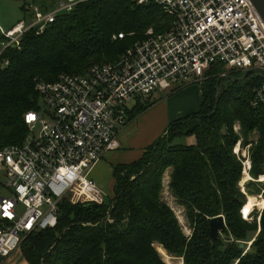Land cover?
Returning a JSON list of instances; mask_svg holds the SVG:
<instances>
[{
    "label": "trees",
    "instance_id": "1",
    "mask_svg": "<svg viewBox=\"0 0 264 264\" xmlns=\"http://www.w3.org/2000/svg\"><path fill=\"white\" fill-rule=\"evenodd\" d=\"M169 26L170 19L155 6L88 0L58 15L41 33L37 27L26 31L19 49L2 50L7 39L0 31V149L22 144L27 136L24 116L40 108L34 79L53 82L63 73L81 75L95 64L117 60L148 28L161 32ZM119 34L124 38L114 39ZM221 71L211 69V77L200 85L196 114L171 122L137 161L113 167V200L105 198L99 206L62 202L54 229L29 234L22 241L23 259L28 264H166L156 249L161 246L183 264H264V209L259 226L242 219V165L233 154L239 140L233 125L238 123L242 144H251V177L264 174V104L251 105L260 79H229L216 100L220 83L212 75ZM153 104L136 105L130 117ZM183 137H194L195 144H174ZM167 169L170 192L193 227L190 239L161 199ZM218 216L224 217V238L218 235L211 243L209 221ZM249 233L256 236L249 238ZM247 242L251 252L245 251Z\"/></svg>",
    "mask_w": 264,
    "mask_h": 264
},
{
    "label": "built area",
    "instance_id": "2",
    "mask_svg": "<svg viewBox=\"0 0 264 264\" xmlns=\"http://www.w3.org/2000/svg\"><path fill=\"white\" fill-rule=\"evenodd\" d=\"M86 1L61 0L45 14L34 8L29 25L21 21L11 30L0 29L7 39L2 50L19 49L26 31L37 27L41 33L58 15ZM128 1L159 8L170 26L161 32L148 28L117 60L95 64L81 75L63 73L53 82L34 79L45 110L25 114L22 144L0 149V172L9 193L0 197V264L27 235L54 229L62 202L104 204L90 174L108 152L119 148L118 135L129 122L128 103L133 109L158 93L172 94L218 68L261 71L251 105L264 104V21L250 0ZM241 164L242 173L248 174L249 159ZM260 178L257 182L264 183ZM241 192L245 195V189Z\"/></svg>",
    "mask_w": 264,
    "mask_h": 264
},
{
    "label": "rangeland",
    "instance_id": "3",
    "mask_svg": "<svg viewBox=\"0 0 264 264\" xmlns=\"http://www.w3.org/2000/svg\"><path fill=\"white\" fill-rule=\"evenodd\" d=\"M60 1L61 0H25V1L0 0V28H2L3 31H6L8 29H11L12 26H14L17 22H21V21H23L27 26L31 22H33V20H34V12H33L34 8H39L40 12L42 14H45L46 12H51V11L55 10L58 7V4ZM22 8H24L25 10L23 11ZM216 75H218V76H216ZM212 76L217 77V84L220 83V86L218 87L219 93H220L221 90L226 88L231 83L229 80L230 78H239V77H241V73H237L235 71H226L225 69H222V71L220 73L212 75ZM209 77H211V76L207 75V77H204V79H202L201 81L194 83V84H191L189 86H186L182 90H180L179 92L177 91L178 93L174 92V93L169 94V95H164L162 93H158L155 97H153L152 100L146 101V102L142 101L141 103H139L141 105L142 104L145 105L146 103H148V104L154 103V104L149 109H147L144 113L139 115L140 117H141V115L143 117L144 115H146L148 113L146 116H144L142 118V120L140 119L137 124L134 123L130 127L131 129H130V133H128V137L135 135V139L132 142V147H130L132 149V151L140 152V151H142V148H144L149 143H152L153 141H155L159 138V134H160L159 133V127L161 126V113L160 112H161V109H163L162 104H160V103L163 102L164 100L171 99V102H169V104H168L169 105L168 111L171 115L174 114V116H176L177 113L183 112V113H180L181 116H183L184 112H187L186 110H192V112H196V111L198 112V106H199L198 103H199V97H200V92H199L200 91V85L201 84L203 85ZM191 89H194V91ZM216 89H217V86H216ZM196 91H198V92H196ZM175 93H177V94H175ZM159 99H162V101L158 102ZM215 99H216V95H215ZM154 100H157V101H154ZM39 107L41 110H45V106L42 103V101H39ZM127 107L130 111H132V107H133L132 104L128 103ZM165 108L166 107H164V109ZM214 109H215V107H214ZM128 116H129L130 122H133V121H136L137 119H139L138 118L139 116H136L135 118H131L129 114H128ZM176 118L177 117H174L171 120L173 121ZM168 121H170V120H169V117L167 116V122ZM167 127H168V125H166L165 129ZM233 131L239 137L237 144L233 148V154L235 155L236 159L238 161H240V163H241V161H244L246 159H249V161L251 162V152H250L251 151V144H249V145L242 144L241 128H240L238 123H235L233 125ZM37 132L38 131H36V133ZM188 138H190V137L178 138L174 141V144H177V145L180 144L182 146L194 145L195 142H194V144H190L193 142L194 137H192L191 141L187 140ZM252 138H253V140L257 139V135L255 132L252 134ZM152 146H153L152 144L150 146H148L145 149V151L150 152ZM235 149H236V151H238V155L235 154ZM243 152H244L245 156L242 155ZM104 158H105V156H104ZM108 165H109L108 170L104 172L103 179H101L100 181H95V183L102 190L104 197L106 199H108L109 201H111L115 197V195H114V186H115L114 182L115 181H114L113 176H112V171H113L114 165H112V166L110 164H108ZM249 172H248V174L246 173L249 176V180L246 181V183H244L243 185H241V181L243 180L245 175L243 173H241V179H240V182L238 183V187L240 190H241V188L247 190L246 186H249V188H250L249 190H251L253 192L252 196L258 197V195H262V191H264V183L257 182V179H253ZM170 175H171V169H167L162 176V191L160 193L161 199L173 211L175 217L177 218V221L180 225V228H181L184 236L187 239H190L192 237V234H193V227L190 225V223L188 222V220L186 218L185 208L179 205L178 201L172 196V194L170 192V189H169ZM261 177H264V175H262ZM134 179L135 178L133 177L132 180H134ZM4 183H5V179L2 175V173L0 172V197H5L9 194L8 191L4 188ZM257 193H259V194H257ZM245 198H246V196H245ZM247 198H246V201H247ZM262 211L263 210L255 208L249 214H248V212L247 213L245 212L246 214H244V212L243 213L240 212V214H241L242 219L244 221H246L247 223L250 224V223L256 222L257 226H259V218H260V213ZM17 212L21 215L23 213L22 207H18ZM222 233L223 232L219 233V235L222 238H224ZM253 236L255 237L256 235L253 233L248 234L249 238H251ZM22 243L20 245V248L17 251L13 252L5 260L4 264H28L23 259L22 255L20 254ZM224 243H225V245L227 244L226 241H224ZM250 245H251V242L246 243L245 251L251 252L250 251ZM160 247L156 246V249L159 253H160V251H159ZM163 251H164V249H163ZM164 253H165V255L161 254V253H160V255L166 264H183L182 258L169 256L165 251H164Z\"/></svg>",
    "mask_w": 264,
    "mask_h": 264
},
{
    "label": "crops",
    "instance_id": "4",
    "mask_svg": "<svg viewBox=\"0 0 264 264\" xmlns=\"http://www.w3.org/2000/svg\"><path fill=\"white\" fill-rule=\"evenodd\" d=\"M14 26H12V28ZM0 29L3 30L2 28H0ZM11 29H8V30H11ZM8 30H6V31H8ZM191 90L194 91V89H191ZM196 92H198V91H196ZM199 92H200V97H199V103H198L199 104L198 110H199L200 101H201V89H200ZM177 93H175V94H177ZM154 101H157V100H154ZM160 101H162V99H159L158 100V102H160ZM169 102H171V99H169V100L166 99V100H164L163 102L160 103V104H162V108L163 109H161V112H160L161 113V126L159 127V133H160L159 134V138L161 136H163V134H164V132L166 130L165 129L166 125H169L171 122L180 120L182 118H185L188 115H191L192 113L194 114V113L197 112V111L196 112H192V110H186L187 112H184V115L183 116H181V114H180V113H183V112L177 113L176 116H174V114L171 115L169 113V111H168V108H169L168 107L169 106L168 104H169ZM164 107H166V108L164 109ZM146 115H144V116H146ZM167 116L169 117V120H170L168 122H167ZM143 117L141 115V117L139 116L138 117L139 119H137L136 121H133V122H130L129 121V123L122 129V131H120V133L118 135L119 148L117 150H115V151H112V152H109L108 154H106L105 155V158L103 160H101L100 162H98L95 165V167L92 169L90 176H91V178L94 181H100L101 179H103L104 172L108 170V166H109L108 164H110L111 166L112 165L117 166V165H124V164L133 163V162L137 161L142 156V154L144 153L145 149L148 146H150L151 144H153L156 141L155 140L152 143H149L147 146H145L144 148H142V151H140V152H138V151H136V152L135 151H132V149L130 148V147H132V142L135 139V135L128 137V133H130V129H131L130 127L134 123L137 124L140 119L142 120ZM174 117H177V118L172 121L171 119H173ZM191 139H192V137L188 138L187 140H190L191 141ZM194 142H195V140L193 138V142L190 143V144H194ZM112 173H113V171H112ZM114 184H115V182H114Z\"/></svg>",
    "mask_w": 264,
    "mask_h": 264
},
{
    "label": "water",
    "instance_id": "5",
    "mask_svg": "<svg viewBox=\"0 0 264 264\" xmlns=\"http://www.w3.org/2000/svg\"><path fill=\"white\" fill-rule=\"evenodd\" d=\"M257 12L260 14L264 21V0H250ZM262 75L261 71H254V70H248L241 72V77L239 78H230L232 81L237 82H244L249 76H255L259 77ZM217 92H216V100H218L219 97V88L217 86ZM217 107V104H215V108ZM246 198L247 196H252L253 192L251 190H245ZM226 229L225 221L223 216H218L215 218L210 219L209 221V239L210 242L213 243L216 238L218 237L219 233L223 232ZM244 245L240 244V248H243Z\"/></svg>",
    "mask_w": 264,
    "mask_h": 264
},
{
    "label": "bare ground",
    "instance_id": "6",
    "mask_svg": "<svg viewBox=\"0 0 264 264\" xmlns=\"http://www.w3.org/2000/svg\"><path fill=\"white\" fill-rule=\"evenodd\" d=\"M249 180V176L247 174H245L243 180L241 181V185H243L244 183H246V181ZM260 182H264V177L260 178ZM247 201L244 205V208L242 210V213L244 212V214H246L248 212L251 213L255 208H258L260 210L264 209V196L262 197H254V196H247ZM246 212V213H245ZM160 247V246H158ZM161 254H164L163 249L160 247L159 249Z\"/></svg>",
    "mask_w": 264,
    "mask_h": 264
}]
</instances>
